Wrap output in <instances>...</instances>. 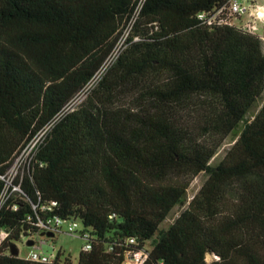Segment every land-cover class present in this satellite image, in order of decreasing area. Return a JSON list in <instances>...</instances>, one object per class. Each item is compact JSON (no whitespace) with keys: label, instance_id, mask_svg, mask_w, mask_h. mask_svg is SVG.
<instances>
[{"label":"trees","instance_id":"trees-1","mask_svg":"<svg viewBox=\"0 0 264 264\" xmlns=\"http://www.w3.org/2000/svg\"><path fill=\"white\" fill-rule=\"evenodd\" d=\"M139 1L0 0V175L53 122L0 207V264H72L9 253L53 217L88 235L76 264L138 251L141 264H264V44L197 18L229 0H142L135 13ZM131 20L116 59L61 114Z\"/></svg>","mask_w":264,"mask_h":264},{"label":"built area","instance_id":"built-area-1","mask_svg":"<svg viewBox=\"0 0 264 264\" xmlns=\"http://www.w3.org/2000/svg\"><path fill=\"white\" fill-rule=\"evenodd\" d=\"M142 0L139 1L135 13H137L140 8ZM260 9L256 6L255 0H229L226 6L220 7L218 9H212L207 12H201L197 15V18L207 26L213 25H229L240 28L242 31L255 34L259 17ZM248 16V21L235 24V21L239 20L242 15ZM133 20L129 21L126 27L120 33L115 45L103 60L99 68L94 72L87 83L82 86L76 94L63 106L61 114L72 109L74 106L79 104L88 94V92L94 87L97 81L100 79L101 75L104 73L105 69L110 66L113 61L118 56L119 52L123 47V43L128 36ZM258 36V35H257ZM259 37V36H258ZM260 38V37H259ZM261 39V38H260ZM53 122L47 124L41 130H39L19 151L11 165L8 167L3 175H0V181L2 187L0 190V207L6 201V199L14 192H19V186L14 184L16 178L21 174L22 170L28 166L29 161L33 155L37 143L44 136L46 131L52 125ZM55 202H51L50 206L46 209H50L54 206ZM35 208V207H33ZM61 224H67L66 233L69 235H79L81 238L85 239L86 243L82 248V251H88L90 249V244L87 242V233L81 232L80 223L77 220H63L59 217H53L45 221H38L36 226L38 227L37 233L40 231H47L55 234L60 229ZM77 228H80V232H77ZM36 233V234H37ZM132 242V240H130ZM33 248L29 251L26 258L31 262L36 263H49L54 259L55 256H51L40 250L39 246L33 242ZM146 253L144 251H138L133 254H127L125 260L122 264H141ZM127 262V263H126Z\"/></svg>","mask_w":264,"mask_h":264},{"label":"rangeland","instance_id":"rangeland-1","mask_svg":"<svg viewBox=\"0 0 264 264\" xmlns=\"http://www.w3.org/2000/svg\"><path fill=\"white\" fill-rule=\"evenodd\" d=\"M241 1V0H239ZM256 4L263 5L264 0H255ZM248 21V16L242 15L241 18L237 21H235V24H242L244 22ZM256 35H258L263 44H264V22L257 23V28L255 31ZM264 101V94L263 99L258 102V105L262 104ZM258 110V107L253 111V113ZM252 112L247 115V118L251 119ZM238 130H235L231 132L223 141L221 146L218 148L212 159L210 160L211 165L217 164L225 155V153L228 151V149L231 147V145L234 143L238 136ZM206 175L204 173H199L196 177L193 178L191 181L188 189H187V201L192 198V196L196 193V191L199 189L201 184L203 183ZM182 210V208H174L172 212L169 214V216L164 220V222L161 224V228H166L169 224L172 223V221L176 218L178 213ZM67 224H61L60 229L58 232L54 234L51 238H45V237H37L36 235L31 236H23L18 241L14 242V245L16 246L18 250V257L20 258H26L29 251L32 249V246H26V241L31 240L35 243L38 241L44 242L41 245V250L45 253L50 254L51 256H55L58 251L62 253L63 256H69L72 264H76L77 257L79 252L82 250L83 246L85 245L86 241L85 239L81 238L79 235H69L66 233ZM77 232H80V228H77ZM3 237L2 234L0 236ZM213 258L210 255L206 256V261H211ZM127 263V262H126ZM130 264V263H128Z\"/></svg>","mask_w":264,"mask_h":264},{"label":"water","instance_id":"water-1","mask_svg":"<svg viewBox=\"0 0 264 264\" xmlns=\"http://www.w3.org/2000/svg\"><path fill=\"white\" fill-rule=\"evenodd\" d=\"M37 237H45V238H51L54 236L53 233L51 232H47V231H40L36 234ZM26 246H32L33 245V241L28 240L26 241ZM9 253L12 256H17L18 255V250L16 248V246L14 245V243H12L11 245H9Z\"/></svg>","mask_w":264,"mask_h":264},{"label":"crops","instance_id":"crops-1","mask_svg":"<svg viewBox=\"0 0 264 264\" xmlns=\"http://www.w3.org/2000/svg\"><path fill=\"white\" fill-rule=\"evenodd\" d=\"M256 6H258L259 7V9H260V12H259V17H260V19L258 20V24L259 23H262V22H264V4L263 5H259V4H256ZM35 243V242H34ZM44 242L42 241V242H40V241H38L37 243H35V244H37L38 246H39V248H41V245L43 244ZM32 248H33V246H32ZM41 250V249H40ZM42 251V250H41ZM58 252H60V251H58ZM61 253V252H60Z\"/></svg>","mask_w":264,"mask_h":264}]
</instances>
